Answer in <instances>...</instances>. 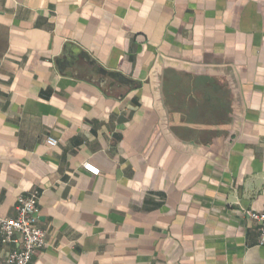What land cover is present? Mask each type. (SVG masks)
I'll list each match as a JSON object with an SVG mask.
<instances>
[{
  "label": "crops",
  "instance_id": "1",
  "mask_svg": "<svg viewBox=\"0 0 264 264\" xmlns=\"http://www.w3.org/2000/svg\"><path fill=\"white\" fill-rule=\"evenodd\" d=\"M34 189L28 264H264V0H0V216Z\"/></svg>",
  "mask_w": 264,
  "mask_h": 264
},
{
  "label": "built area",
  "instance_id": "2",
  "mask_svg": "<svg viewBox=\"0 0 264 264\" xmlns=\"http://www.w3.org/2000/svg\"><path fill=\"white\" fill-rule=\"evenodd\" d=\"M45 141L51 147L57 144L50 136ZM82 168L92 175L99 174V169L90 162L82 163ZM39 197L37 189L19 195L16 217L0 216V241L17 244V249L8 255V264H28L35 250L46 244V233L39 225ZM248 216L258 225V245L264 246V212H248Z\"/></svg>",
  "mask_w": 264,
  "mask_h": 264
},
{
  "label": "water",
  "instance_id": "3",
  "mask_svg": "<svg viewBox=\"0 0 264 264\" xmlns=\"http://www.w3.org/2000/svg\"><path fill=\"white\" fill-rule=\"evenodd\" d=\"M225 70L227 71V74L230 77L231 81L235 83L233 74L230 72V69H225ZM108 74L117 81L121 82L122 84H126L128 82V79L119 73H108Z\"/></svg>",
  "mask_w": 264,
  "mask_h": 264
}]
</instances>
